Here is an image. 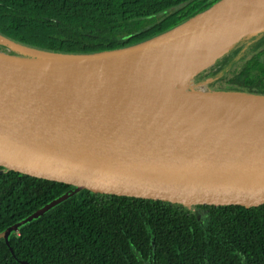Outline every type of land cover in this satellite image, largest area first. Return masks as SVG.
Here are the masks:
<instances>
[{
  "label": "water",
  "instance_id": "1",
  "mask_svg": "<svg viewBox=\"0 0 264 264\" xmlns=\"http://www.w3.org/2000/svg\"><path fill=\"white\" fill-rule=\"evenodd\" d=\"M263 28L264 0H218L163 32L102 51L48 52L0 34L36 51L0 47V166L74 188L0 238L13 251L15 232L80 190L193 209H264V118L180 104L165 97L164 80L179 62L199 90L264 98L197 80Z\"/></svg>",
  "mask_w": 264,
  "mask_h": 264
},
{
  "label": "trees",
  "instance_id": "2",
  "mask_svg": "<svg viewBox=\"0 0 264 264\" xmlns=\"http://www.w3.org/2000/svg\"><path fill=\"white\" fill-rule=\"evenodd\" d=\"M217 1L0 0V34L48 52L102 51L163 32ZM197 80L212 91L264 95V28ZM73 189L0 166V232ZM11 245L0 238V264H264V209H193L80 190L15 232Z\"/></svg>",
  "mask_w": 264,
  "mask_h": 264
},
{
  "label": "bare ground",
  "instance_id": "3",
  "mask_svg": "<svg viewBox=\"0 0 264 264\" xmlns=\"http://www.w3.org/2000/svg\"><path fill=\"white\" fill-rule=\"evenodd\" d=\"M0 42H3L4 45L11 43L3 38L0 39ZM175 65L177 68L174 72H164L166 88L170 92L165 96L166 98H172L173 101L186 106H196L202 110L218 112L223 115L233 113L232 115L249 118H264V98L201 91L197 89L198 83L192 81V73L188 70L187 65H182L179 62Z\"/></svg>",
  "mask_w": 264,
  "mask_h": 264
},
{
  "label": "rangeland",
  "instance_id": "4",
  "mask_svg": "<svg viewBox=\"0 0 264 264\" xmlns=\"http://www.w3.org/2000/svg\"><path fill=\"white\" fill-rule=\"evenodd\" d=\"M0 47H1L2 51H4L7 54H16V52H18V53L27 54V55H30V56L36 55V51H33V50H27V51L26 50H21V49H19V47L17 48V46L15 44H12V43H9V45H4L3 42L2 43L0 42ZM204 60H206V59L204 58ZM200 90L201 91H205L202 85H200ZM197 214H198V216L200 217L201 220H205L206 217H207V213L205 211H203V210H198Z\"/></svg>",
  "mask_w": 264,
  "mask_h": 264
}]
</instances>
